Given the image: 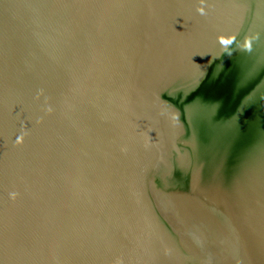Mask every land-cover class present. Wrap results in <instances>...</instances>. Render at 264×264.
Wrapping results in <instances>:
<instances>
[{"label":"water","instance_id":"1","mask_svg":"<svg viewBox=\"0 0 264 264\" xmlns=\"http://www.w3.org/2000/svg\"><path fill=\"white\" fill-rule=\"evenodd\" d=\"M0 264H264V0H0Z\"/></svg>","mask_w":264,"mask_h":264},{"label":"clouds","instance_id":"2","mask_svg":"<svg viewBox=\"0 0 264 264\" xmlns=\"http://www.w3.org/2000/svg\"><path fill=\"white\" fill-rule=\"evenodd\" d=\"M198 12H200L201 14H203V9H198ZM220 42L222 44L227 45V44L231 43V40L220 38Z\"/></svg>","mask_w":264,"mask_h":264}]
</instances>
